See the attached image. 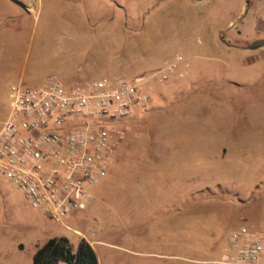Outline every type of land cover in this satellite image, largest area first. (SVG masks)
I'll return each instance as SVG.
<instances>
[{"label": "rangeland", "instance_id": "374dc122", "mask_svg": "<svg viewBox=\"0 0 264 264\" xmlns=\"http://www.w3.org/2000/svg\"><path fill=\"white\" fill-rule=\"evenodd\" d=\"M261 39L264 0H0V124L20 82L143 78L152 101L70 229L0 173V264H34L56 236L99 241V264H204L233 231L264 227V48L224 44ZM175 209L185 226L164 229Z\"/></svg>", "mask_w": 264, "mask_h": 264}, {"label": "built area", "instance_id": "2783aa9c", "mask_svg": "<svg viewBox=\"0 0 264 264\" xmlns=\"http://www.w3.org/2000/svg\"><path fill=\"white\" fill-rule=\"evenodd\" d=\"M143 82L65 85L54 77L40 87L14 85L0 124V173L35 210L70 229L67 220L87 209L91 190L107 177L126 139L124 124L152 102ZM229 240L220 260L204 264H264V227L244 225Z\"/></svg>", "mask_w": 264, "mask_h": 264}, {"label": "trees", "instance_id": "16d2710c", "mask_svg": "<svg viewBox=\"0 0 264 264\" xmlns=\"http://www.w3.org/2000/svg\"><path fill=\"white\" fill-rule=\"evenodd\" d=\"M264 46V40H256L249 48ZM34 264H99V259L93 246L82 238L74 250L67 236H56L49 239L38 248L33 258Z\"/></svg>", "mask_w": 264, "mask_h": 264}, {"label": "crops", "instance_id": "0c3cea01", "mask_svg": "<svg viewBox=\"0 0 264 264\" xmlns=\"http://www.w3.org/2000/svg\"><path fill=\"white\" fill-rule=\"evenodd\" d=\"M228 48H232V47H236L237 49H243V50H246V51H254V50H256V49H260V48H264V46L263 47H259V48H256V49H251V48H240V47H238V46H236V45H228V44H226V43H224ZM234 59H238V57H236V56H234V54H233V56H232ZM232 58V59H233ZM263 59H264V57H263ZM257 58H247V59H245V62H244V65H245V67L246 66H250V65H253V64H255L256 62H257ZM260 60V59H259ZM240 69V65L239 64H237L236 65V67L234 66V68H233V70H236V71H238ZM58 79H60L59 77H58ZM74 78H69V79H67V78H63V80H61L60 79V81H64V82H66V83H68V85H73V83H71V81L73 80ZM63 82V83H64ZM70 82V83H69ZM232 83V82H231ZM232 84H237V83H232ZM120 154H118V152L115 154V156H114V158H113V160H112V163H111V166H110V169L112 168V166H113V164H114V162L117 160V158H118V156H119ZM167 155V157H168V159L170 160L171 159V156H169L168 154H166ZM152 156H153V158H155V156L152 154ZM169 160H168V162H166L165 164H166V167H168V168H166L164 171L166 172V175H171V173H174L175 172V168H174V166H170L171 165V162H169ZM170 180V179H169ZM168 180V181H169ZM147 183V184H146ZM146 185H144L143 187L145 188V187H148L149 185H148V181H146ZM142 205L141 206H145L146 204L144 203V202H142L141 203ZM169 202H167V204H165V205H167L166 207H169ZM170 212V214L171 215H164V216H162V218H163V228L164 229H169L170 227H172V224L174 223L173 221H170V219L172 218V219H177V221L179 220L180 222H181V225H182V227H184L185 226V218L183 217V214L185 213L184 211H182L181 209L180 210H174V211H172V210H170L169 211ZM167 214H169L168 213V211H167ZM174 225V224H173ZM230 237L228 238V240H227V242H226V246H225V248H224V250H223V253H222V255L223 254H225L226 252H227V250H228V247H229V242H230ZM92 246H93V248H94V250H95V246H96V244L97 243H100L99 241H89V240H87ZM176 242V241H175ZM174 242V245L176 244ZM104 243V242H103ZM96 251V250H95ZM132 254H137V255H139L140 253L139 252H134V251H132ZM151 255H154V254H151ZM97 256H98V254H97ZM157 256H163V255H157ZM173 257H175V256H173ZM178 259H180V260H185V257H183V256H181V255H178V256H176ZM98 259H99V257H98ZM99 263H100V261H99Z\"/></svg>", "mask_w": 264, "mask_h": 264}]
</instances>
